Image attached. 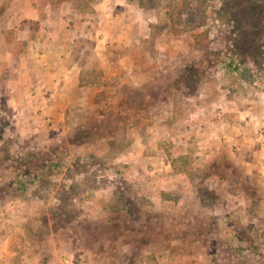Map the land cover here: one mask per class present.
Segmentation results:
<instances>
[{
  "label": "rangeland",
  "instance_id": "1",
  "mask_svg": "<svg viewBox=\"0 0 264 264\" xmlns=\"http://www.w3.org/2000/svg\"><path fill=\"white\" fill-rule=\"evenodd\" d=\"M261 136L264 0H0V264H264Z\"/></svg>",
  "mask_w": 264,
  "mask_h": 264
},
{
  "label": "crops",
  "instance_id": "2",
  "mask_svg": "<svg viewBox=\"0 0 264 264\" xmlns=\"http://www.w3.org/2000/svg\"><path fill=\"white\" fill-rule=\"evenodd\" d=\"M11 39V38H10ZM9 39V40H10ZM141 71H143V72H145L144 70H141ZM61 84V83H60ZM62 85V84H61ZM232 111H234L233 109H232ZM237 110H235V114H234V116L233 115H231V113H230V115H228V114H226L225 116H224V120H222V121H224L225 122V126H223L222 128H220L218 125V127H219V131H218V135H217V137L220 139L221 138V136L222 137H228V138H235V140H234V143H246V141H248V137H246V136H243V134H242V131L243 130H245V128L241 125L242 123H240L239 125L236 123L237 122V120H235L236 118H238V113L237 112H239V111H237ZM237 115V117L236 118H233V117H235ZM208 121V123L210 122V118L207 120ZM212 124H214L215 125V122H211ZM237 125V126H236ZM224 130V132H223V134H221L222 133V131L221 130ZM215 131V130H214ZM220 131H221V133H220ZM207 132H210L209 130L207 131ZM216 132V131H215ZM213 136H215V134H213ZM250 136L252 137V138H250V140H252L253 139V135H251V133H250ZM246 137V140L244 139ZM261 138L262 139H264V136H261ZM245 140V142H242V140ZM220 145V144H219ZM233 148H235V147H233ZM242 148V147H241ZM254 148H257V150H255V151H257V153H261L263 156H264V142L262 141V144H257V146H255ZM228 152H230L231 153V148H230V146L228 145L227 146V149L226 150H223V153H225L224 154V156L228 153ZM250 152V151H249ZM260 162H262V164L264 163V160H260ZM256 163V162H255Z\"/></svg>",
  "mask_w": 264,
  "mask_h": 264
}]
</instances>
